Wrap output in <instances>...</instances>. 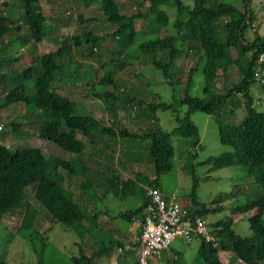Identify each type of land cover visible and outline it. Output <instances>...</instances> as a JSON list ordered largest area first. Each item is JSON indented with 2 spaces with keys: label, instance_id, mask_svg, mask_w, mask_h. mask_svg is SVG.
Instances as JSON below:
<instances>
[{
  "label": "trees",
  "instance_id": "1",
  "mask_svg": "<svg viewBox=\"0 0 264 264\" xmlns=\"http://www.w3.org/2000/svg\"><path fill=\"white\" fill-rule=\"evenodd\" d=\"M21 2L23 6L21 22L25 25L31 40L37 42L47 37L55 44L54 49L34 57L33 64L37 66L39 72L34 77H32L31 63L13 73L14 79L21 78V80L12 100L22 103L25 107H32L42 117L35 126L36 137L51 142L69 154L83 153L82 138L92 146V151L95 150L94 145L102 139L114 141L115 138L120 137L147 140L146 156L152 164L151 179L136 173L135 179L129 180L115 170L104 179L107 192L115 198L131 196L139 200V204L130 212L132 216L140 211L147 199L143 186H158L159 175L170 169L172 147L169 136L181 137L183 143L187 145L188 152L183 167L191 169V159L195 155L193 146L198 141V135L197 128L188 117V113L198 110L210 115L215 122L219 142L228 145L230 150L208 155L197 164H209L208 169L240 164L244 167L245 173L251 176V183L259 188V193L228 209L230 214L255 210L246 217L250 235L241 236L234 233L230 215L215 219L209 223L212 227L214 243L197 238L190 264H264V225L261 218V212L264 210V111L255 109L256 103L250 90V84L256 83L259 93L264 96V83L260 84L257 76H251L253 58L258 52H264V37L255 35L247 39L243 35V29L253 16L248 6L249 0H240L242 10L230 2L221 0H191L189 5L183 4L181 0H139V3L146 2V15L138 12L120 13L114 0H98L102 20L113 25L109 33L114 41L113 53L121 55L122 58H132L130 62L138 55L137 52L147 56L146 63L160 73L171 90L176 84L175 81H171L172 77L182 71L176 66L178 56L186 55L188 52L195 54L193 64L186 70L180 93L171 94L170 100H160L158 93H153L155 100L146 101L144 106L137 104L135 108L131 106L133 108L130 113L135 117L134 120L143 122L141 128L140 125H136V128H140V131L136 132L129 131L124 126H117L116 129L114 126L116 123L105 125L100 122L96 114L79 112L80 105L78 106L77 101L58 90L59 81L69 76V73H63L61 58H67L69 67V59L74 50L77 51L82 44L87 45L89 49L87 48L86 54L90 55L92 51L90 49L100 37L88 29L50 36L49 25L44 22L39 0H21ZM75 2L78 9L74 22L78 24L83 21L81 9L94 0H75ZM168 7L173 9L172 19H168L165 15V9ZM160 14L162 17L158 19ZM145 16L157 22L154 23L152 36L141 40L137 44L138 51L135 53L129 48L136 32L134 22L136 18ZM9 22H11L9 18L0 15V38L7 31ZM99 64L102 66V62ZM123 64L125 63L121 59L118 66ZM259 65L264 68V62L260 61V58L257 67ZM229 66L233 67L231 81L226 85L222 81L217 82L227 75ZM198 67L202 74V96L189 93L192 73ZM89 70L94 71L89 66L88 70L77 73L81 83L90 85L95 80L96 86L90 85L94 94H102L109 100L118 101V96L114 95L115 81L112 79L110 69H106L101 77L96 79L88 74ZM5 76V73L0 71V85ZM31 78L33 82L31 87H28ZM261 82H264V77L261 78ZM219 87L223 88V91L218 90ZM224 103L230 105L227 112L230 115L234 112L233 107L241 104L243 112L240 118L232 121L221 116L219 109ZM181 106L184 107V111ZM156 110L169 111L174 120V125L169 130H163L155 125ZM47 159L36 145L10 148L0 143V198L11 199V202L5 206L8 208L15 205L20 195L31 188L32 199L53 220L62 223L80 238L83 231L90 229L88 218L73 200L72 192L61 185L56 168H62L64 175L71 178L81 176L84 170L78 171L81 163L71 161L69 158L53 156L50 160ZM47 168L50 170L48 173ZM194 181L195 178L192 177L190 194L193 191ZM195 204L197 202L192 200L190 205L184 206V210L191 216L193 214L203 216L206 211L203 204L200 203L199 206ZM131 216L130 219L129 214L126 216L128 221L131 220ZM23 217V225L26 226L30 223L31 217L25 215ZM113 245L120 248L117 259L122 264L126 262L125 255L132 258V262L136 264L132 247L125 248L113 238H108L106 242L99 240L88 253L77 251L70 257V264H92L94 257L107 255ZM167 249L170 256L163 258L161 264H185L181 250L174 249L170 245ZM219 250L227 254L225 263L217 256ZM0 264L7 263L0 260Z\"/></svg>",
  "mask_w": 264,
  "mask_h": 264
},
{
  "label": "rangeland",
  "instance_id": "2",
  "mask_svg": "<svg viewBox=\"0 0 264 264\" xmlns=\"http://www.w3.org/2000/svg\"><path fill=\"white\" fill-rule=\"evenodd\" d=\"M181 1L185 5L191 2V0ZM221 1L230 2L240 10L243 8L240 0ZM39 4L44 13V22L50 25L48 27L50 36H53L54 25H58L61 28V30L59 28L60 34H71L88 29L100 37L93 47L90 46L92 47L90 55L86 54L89 46L82 44L71 55L69 67L67 58L62 57L60 60L64 66L63 73H69V76L59 81L58 90L77 101L78 106L80 105L79 112L96 114L100 122L105 125L116 123L114 125L116 129L117 126H124L129 131L136 132L140 131L143 122L134 120L135 117L130 113L133 107L144 106L146 101L155 100L153 93H158L160 100H170L171 94L180 93L186 70L193 64L195 54L188 52L186 55L178 56L176 66L182 71L175 73L172 77L171 81H175L176 84L171 90L160 73L146 63L147 56L137 52L138 55L130 62L132 58H122L121 55L113 53L114 41L109 35L113 25L102 20L98 0L88 3L89 5L81 9L83 21L78 24L74 22L78 9L75 0H39ZM115 4L120 13L138 12L146 15V2L115 0ZM248 6L253 16L243 29L244 37L247 39L255 35L264 37V0H249ZM22 11L21 0H0V15L11 20L7 31L0 38V71L6 75L0 85V143L10 148L36 145L41 149L44 157L46 159L48 157L47 160L56 156L80 162L81 168L78 171H84L77 178L66 177L63 169L59 167L56 168V172L61 185L72 192L73 200L86 214L90 229L82 230L84 232L82 237H76L65 225L53 220L32 199L31 188L20 195L19 201H16L17 204L8 208L5 206L11 202V199L2 197L0 198L2 208L0 211V260L7 264L18 262L70 264L72 255H75L77 251L88 253L99 240L106 242L108 238H113L124 245L128 243L129 238L131 240L135 237V228L126 216L129 214L130 219V212L139 204V200L131 196L115 198L107 192L104 179L113 170L129 180H134L136 173L151 179L152 164L146 156L147 140L145 139L120 137L115 138L114 141L102 139L94 145L95 150L92 151V146L78 134L84 141L83 153L69 154L51 142L39 140L36 137L35 126L42 117L32 107H25L22 103L12 100L21 80V78L14 79L13 73L31 63L32 77H34L39 73L37 66L33 64L34 57L41 52L54 49L55 44L47 37L37 42L32 41L25 25L21 22ZM173 14L172 7L165 9L168 19H172ZM147 17L135 19L136 32L129 46L133 49L132 52L136 53L137 44L153 34L152 29L157 21ZM161 17L160 14L158 19ZM121 59L125 64L118 66ZM99 62H102V66ZM89 66L94 71L89 70L88 74L94 76V79L101 77L106 69H110L112 79L115 81L114 95L118 96V101L109 100L102 94H94L90 85L96 86L95 80L90 85L81 83L77 73L88 70ZM232 74L233 67L229 66L227 75L217 82L222 81L225 85L228 84ZM29 81L28 87H31L33 78ZM201 87L202 74L198 67L192 73L189 93L202 96ZM258 88L256 83L250 84L253 100L256 103L255 109L264 111V96L259 93ZM218 90L223 91V88L219 87ZM239 99L241 101L240 97ZM229 106L224 103L219 109V114L232 121L239 119L243 112L241 104L233 107L234 112L231 115L227 113ZM181 109L184 111V107L181 106ZM154 116L156 117L155 125L163 130H169L174 125L168 110H156ZM188 117L196 126L198 135V141L193 146L195 155L191 159V169L183 167L185 155L188 152L187 145L183 143L181 137L170 135L169 143L172 147L170 169L158 177L161 194L172 193L179 203L178 210L180 204L184 208L190 205L192 200L196 201L195 205L198 206L202 203L206 210L203 218L208 224L215 219L230 215L233 232L241 236L250 235L246 217L255 210L230 214L228 209L234 204L256 196L259 188L251 183V176L245 173L244 167L240 164L213 169H208L209 164H197L202 158L230 150V147L219 142L215 122L210 115L194 110L188 113ZM136 125H140V128H136ZM48 169L47 173L50 171ZM192 177L195 181L190 194ZM145 186L148 185L143 186V192ZM217 195L220 196L217 197ZM213 207L215 209H212ZM24 215L31 217L30 223L26 226L23 225ZM261 218L264 225V210L261 212ZM196 245L197 239L186 242L175 238L170 242L172 248L182 251L185 264H190ZM118 254L120 253L117 247L113 245L107 255L94 257L92 264H122L117 259ZM218 254H223V251L219 250ZM159 256V259L152 264H161L163 258L170 256L168 249L161 251ZM124 257L126 261L124 264H134L132 258L127 255Z\"/></svg>",
  "mask_w": 264,
  "mask_h": 264
},
{
  "label": "built area",
  "instance_id": "3",
  "mask_svg": "<svg viewBox=\"0 0 264 264\" xmlns=\"http://www.w3.org/2000/svg\"><path fill=\"white\" fill-rule=\"evenodd\" d=\"M259 58H264V52H258L253 58L251 76H258L260 84H263L260 81V71L263 70L256 69ZM144 194L147 197L146 201L130 220L135 228V237L123 245L125 248L132 247L136 264H152L159 259L161 251L149 248V241L170 240L171 242L175 238L190 241L203 238L205 241L214 243V240H211L212 227L205 222L203 216L188 215L181 204L179 210L171 209V201L175 198L172 193L164 195L166 202L170 203V211L165 213V219H157L155 209L156 194H161L159 187L145 186ZM117 249L120 251V248L117 247Z\"/></svg>",
  "mask_w": 264,
  "mask_h": 264
},
{
  "label": "bare ground",
  "instance_id": "4",
  "mask_svg": "<svg viewBox=\"0 0 264 264\" xmlns=\"http://www.w3.org/2000/svg\"><path fill=\"white\" fill-rule=\"evenodd\" d=\"M258 61H259V59H258ZM260 61L264 62V58H260ZM257 62H256V69H262L263 70V71H260V81H261V78L264 77V68L262 65H259L257 67ZM257 79H258V76H257ZM178 206H179L178 201L175 198H173L171 201V209L172 210H178ZM155 209L157 211V219H165V213L170 211V203L166 202L163 194H156ZM212 239H213V235L211 233V240ZM169 245H170V240L149 241V248L154 249L156 251H164L166 248L169 247Z\"/></svg>",
  "mask_w": 264,
  "mask_h": 264
},
{
  "label": "crops",
  "instance_id": "5",
  "mask_svg": "<svg viewBox=\"0 0 264 264\" xmlns=\"http://www.w3.org/2000/svg\"><path fill=\"white\" fill-rule=\"evenodd\" d=\"M44 1H46V0H44ZM114 2H115V0H114ZM87 5H89V4H87ZM86 5V6H87ZM41 9H42V7H41ZM43 12V11H42ZM43 15H44V13H43ZM49 25V24H48ZM47 25V26H48ZM52 25V24H51ZM50 26V25H49ZM48 26V27H49ZM59 26L58 25H54V28H53V35H56V34H58L59 32H60V30H61V28H60V30H59ZM60 34V33H59ZM51 50V49H50ZM41 53H43V52H41ZM173 122V121H172ZM163 195H167V194H163ZM130 239V238H129ZM129 239L127 240V242H129ZM217 256H218V258H219V260L221 261V262H223V263H225L226 261H227V254H226V252L225 251H223V254H217Z\"/></svg>",
  "mask_w": 264,
  "mask_h": 264
}]
</instances>
